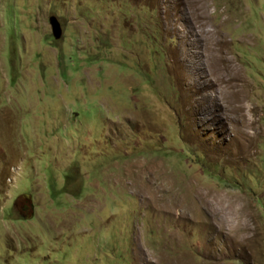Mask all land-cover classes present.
I'll list each match as a JSON object with an SVG mask.
<instances>
[{"label": "rangeland", "instance_id": "obj_1", "mask_svg": "<svg viewBox=\"0 0 264 264\" xmlns=\"http://www.w3.org/2000/svg\"><path fill=\"white\" fill-rule=\"evenodd\" d=\"M0 264H264V0H0Z\"/></svg>", "mask_w": 264, "mask_h": 264}, {"label": "water", "instance_id": "obj_2", "mask_svg": "<svg viewBox=\"0 0 264 264\" xmlns=\"http://www.w3.org/2000/svg\"><path fill=\"white\" fill-rule=\"evenodd\" d=\"M50 24H51L52 33L55 39L61 38L63 34V28H62L61 22L55 15L50 16Z\"/></svg>", "mask_w": 264, "mask_h": 264}, {"label": "flooded vegetation", "instance_id": "obj_3", "mask_svg": "<svg viewBox=\"0 0 264 264\" xmlns=\"http://www.w3.org/2000/svg\"><path fill=\"white\" fill-rule=\"evenodd\" d=\"M27 200L31 201V197L27 198ZM27 200H25V198L20 199V204H22L23 207L25 208H30V207L33 208L32 203L31 202L29 203Z\"/></svg>", "mask_w": 264, "mask_h": 264}, {"label": "clouds", "instance_id": "obj_4", "mask_svg": "<svg viewBox=\"0 0 264 264\" xmlns=\"http://www.w3.org/2000/svg\"><path fill=\"white\" fill-rule=\"evenodd\" d=\"M57 17V16H56ZM58 18V17H57ZM60 21V20H59ZM62 25V24H61ZM62 28H63V26H62ZM51 30H52V27H51ZM63 33H64V31H63ZM52 35H53V33H52ZM62 36H63V34H62ZM53 37H54V35H53ZM54 39H55V37H54ZM60 39V38H59Z\"/></svg>", "mask_w": 264, "mask_h": 264}]
</instances>
